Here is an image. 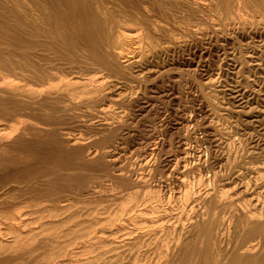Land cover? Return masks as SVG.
Segmentation results:
<instances>
[{"label":"bare ground","instance_id":"1","mask_svg":"<svg viewBox=\"0 0 264 264\" xmlns=\"http://www.w3.org/2000/svg\"><path fill=\"white\" fill-rule=\"evenodd\" d=\"M204 68L264 74V0H0V264H264V157L218 76L176 144L127 143Z\"/></svg>","mask_w":264,"mask_h":264},{"label":"rangeland","instance_id":"2","mask_svg":"<svg viewBox=\"0 0 264 264\" xmlns=\"http://www.w3.org/2000/svg\"><path fill=\"white\" fill-rule=\"evenodd\" d=\"M200 70H202V71H200ZM200 70H198V71H188V73H186L187 71H185V73H184V77H185V80H184V77L182 76V74H183V72L184 71H181V72H179V76L181 75V77H179V82H177L178 81V78H176L175 80H168V79H165L166 80V82L164 81V86L163 85H160L159 87H158V89L157 90H159V93H160V99L161 100H158L157 101V105L155 106V113H154V110L152 111L153 112V115L151 114V113H149V114H151V115H149V116H153V117H149L148 115V118L149 119H151V118H153V121H151L150 122V125H149V119H147V116H146V118H145V120H146V122H145V120L144 119H142V120H144V121H142V120H138L139 121V123H138V121H137V123L136 124H138L137 125V127H138V131L140 132V131H142V133L143 134H141V132L140 133H138L137 134V130H136V132H135V134L133 135V136H130L131 137V140H130V138L128 139L127 138V143H128V146H130L129 147V149H133L134 148V150L136 151L138 148L137 147H139L140 148V146L141 147H143V146H146V141L144 142V139L146 138H148V136H149V133L148 132H150L151 131V129H152V127L154 126V128H155V125H156V122H157V129H159L158 130V132H157V129H156V132H157V136L159 137V139H161V140H163V137H164V142H165V144H166V147H167V141L165 140V139H167V140H171V142L173 141V138L172 137H174L176 134H178L179 133V136L178 135H176V136H178V137H182V135L183 134H185V132L184 131H182L181 130V132H180V128L183 126L182 125V118H184V117H188V118H190V119H195V118H197L198 119V121H199V123L202 121V119H203V117H202V115H204V113H203V111H204V108L202 107L203 105L202 104H200L199 103V99H198V97H199V95H198V92L197 91H195V89H192L191 88V86H192V83L193 82H195V83H197L198 84V82H196V80H198V79H200L203 83H205V81H209V77H210V75H214L212 78H211V80H216L217 82H218V90H219V92L218 93H220L221 92V96H219V98L221 97H225V99H221L220 98V100L221 101H223V105H225L224 107H225V112L227 111V109L229 108V115L230 116H232V118L234 117V113H236L235 115H237L236 116V118H234V119H232L230 116H229V118L230 119H232V120H234V122L233 121H231L232 123H234V125H236L237 126V123H238V126L240 125V126H242V128L244 127V129L243 130H245V131H243L242 129H241V127H240V129L237 131V132H241L240 134H241V136H240V134L238 133V137L240 136V137H242V141L244 142V145L245 146H247V147H245V148H247V151H248V149L249 150H251V151H255V152H253V154L255 153V156L257 155L258 157H253L252 155V157L254 158L253 160H255L256 158H258L259 159V161L261 160V159H263V157H264V74L263 73H261L260 72V70H255V71H258L257 73L255 72V73H253V72H250V73H245V72H242V74H241V72L240 71H238V70H233V71H231V70H229V69H224V70H220V71H218V70H214V71H209V69H200ZM204 70V71H203ZM226 70H227V72H226ZM229 70V71H228ZM200 71V72H199ZM237 71V72H236ZM202 72V73H201ZM214 74H213V73ZM217 72V73H216ZM230 72H236V74L234 73L233 75H232V73H230ZM238 72H240V74L238 73ZM262 74V78H261V74ZM181 73V74H180ZM191 73H193V74H191ZM195 73H198V74H196L195 75ZM199 73H200V75H199ZM205 75H204V74ZM207 73V74H206ZM211 73V74H210ZM219 73L221 74V73H223V77L220 75L219 76ZM241 75V77L240 76H238V75ZM254 74V75H253ZM197 75H198V77H197ZM203 77H202V76ZM209 75V76H208ZM244 77H243V76ZM201 76V77H200ZM208 76V77H207ZM215 76H218L219 78H220V81H219V78H216ZM245 76H246V78H247V76L248 77H250V78H247V80H246V78H245ZM254 76H256L255 78H257L258 80H254V82L255 81H257V82H255L257 85H254L252 82H253V79L252 78H254ZM200 77V78H199ZM206 77V78H205ZM214 77L216 78V79H214ZM222 77V78H221ZM206 79V80H204V79ZM245 80H243V79ZM194 79H196L195 81H193ZM263 81H262V80ZM184 80V81H183ZM187 80H191V82L190 81H188L187 82ZM221 80H223L224 82H225V84L223 83V81L221 82ZM241 80H242V83L241 84H239L240 82H241ZM261 80V81H260ZM168 81H170L169 83H168ZM175 83H174V82ZM182 81V82H181ZM199 81V80H198ZM252 81V82H251ZM177 82V83H176ZM219 82H221L222 84H220ZM245 82V83H244ZM166 83H167V86H165L166 85ZM173 83H174V85H173ZM184 83V84H183ZM187 83V84H186ZM234 83H236L235 85H234ZM244 83V84H243ZM261 83V84H260ZM159 84H161V83H159ZM179 84V85H178ZM181 84H182V86H181ZM200 84V83H199ZM220 84V85H219ZM228 86H227V85ZM239 86H238V85ZM243 84V85H242ZM253 84V85H252ZM260 84V85H259ZM170 85V86H169ZM173 85V86H172ZM190 85V86H189ZM221 85H223V86H221ZM226 85V86H225ZM250 85V86H249ZM169 86V88H167ZM177 86L178 87H180V89L178 88L177 90V92H175L174 90H176V88H177ZM241 86H242V89H241ZM244 86V87H243ZM163 88L164 90H160L161 88ZM173 87V88H172ZM224 87V88H223ZM226 87V88H225ZM240 87V88H239ZM166 88H167V91H166ZM182 88V89H181ZM191 88V89H190ZM222 89V90H225L226 89V93L225 92H223L222 93V90H220V89ZM169 89V90H168ZM171 89V90H170ZM174 89V90H173ZM184 89V90H183ZM231 90V92L229 91V90ZM234 89V91H232ZM241 89V90H240ZM247 90V91H244V90ZM180 90V91H179ZM183 92H182V91ZM192 90H193V92H192ZM244 92H243V91ZM257 90H259L260 91V93L259 92H257ZM161 91H163V92H161ZM249 91V92H248ZM255 91V92H254ZM166 92V93H165ZM168 92H170L169 94H168ZM176 93V95H177V97H179L180 99H177V97H176V95L174 96V94ZM183 94H182V93ZM190 92V93H189ZM194 92H195V94H194ZM228 92V93H227ZM239 92V93H238ZM164 93V94H163ZM173 93V95L171 96V94ZM242 95H241V94ZM245 93V94H244ZM249 93V94H248ZM251 93H254V95L253 94H251ZM256 93H257V95H256ZM165 94H167V95H165ZM192 95V97H191V95ZM223 94H225V95H228V96H224ZM232 96H230V95ZM233 94V95H232ZM179 95H182V96H184V97H182V96H179ZM223 95V96H222ZM245 97H244V96ZM259 95V96H258ZM167 98H166V97ZM169 96H171L172 98H173V100H170V98L171 97H169ZM194 96H196L195 98H193ZM230 96V98H228ZM240 96V97H239ZM233 97H234V99H233ZM237 97V98H236ZM242 97H244V98H249V100L248 99H244V98H242ZM171 98V99H172ZM174 98H175V100H174ZM192 98V99H191ZM163 99H165V101H167V100H170L169 102L167 101V102H165V101H163ZM196 99V102L194 101ZM198 99V100H197ZM228 99H230V104L227 102V101H229ZM235 100V101H234ZM238 100V101H237ZM242 100V101H241ZM162 101V102H161ZM180 101V102H179ZM224 101H226V104L228 103L229 104V106H231V107H229L228 105V107L226 106V104H225V102ZM232 101V102H231ZM234 101V102H233ZM242 103H241V102ZM248 101V102H247ZM164 102V103H163ZM170 102H172V104H171V106L170 105H168V104H170ZM176 102V103H175ZM182 102V103H181ZM193 102H195V104L193 103ZM198 102V103H197ZM244 102V103H243ZM245 102H247L248 104H245ZM158 103H160V104H158ZM163 103V105H162V107H161V104ZM167 103V104H166ZM178 103V104H177ZM179 103L180 104H182V106L181 107H184V108H182V111L185 109L186 110V112H185V110L183 111L184 112V116L182 115L183 114V112L182 111H180L181 110V107H180V105H179ZM238 103L239 104H241V105H238ZM164 104H166V105H168V107L166 106V108H165V110H164ZM175 104V105H174ZM176 104H177V106H176ZM234 104H235V106H234ZM237 104V105H236ZM173 105V106H172ZM179 105V106H178ZM196 105V106H195ZM198 105H202L201 107L200 106H198ZM243 105V106H242ZM195 106V107H194ZM234 108H233V107ZM158 107V108H157ZM172 108V110H171V108ZM180 107V108H179ZM187 107V108H186ZM188 107L191 109V107L193 108L192 110H190V109H188ZM226 107H227V109H226ZM237 107H239V108H237ZM157 108V109H156ZM163 108V109H162ZM168 108V109H167ZM174 108V109H173ZM197 108V109H196ZM230 108H232L231 110H230ZM162 109V110H161ZM176 109V110H175ZM180 109V110H179ZM197 110L196 112H195V110ZM199 109H201L200 111H199ZM237 110V111H234V110ZM158 110V111H157ZM167 110V111H166ZM173 110L175 111L174 112V116H173ZM189 112H188V111ZM194 110V111H193ZM162 111H164V112H162ZM170 111V112H169ZM176 111H177V113H178V111H179V113L178 114H176ZM227 111V112H228ZM233 112L234 111V113H231V112ZM239 111V112H238ZM169 112V114H171V116L169 117V114H167ZM193 112H194V114H193ZM200 112V113H199ZM159 113V114H158ZM161 113V114H160ZM166 113V115H164V114ZM187 113V114H186ZM192 113V114H191ZM203 113V114H202ZM181 114V115H180ZM196 114V115H195ZM200 114V115H199ZM155 115H160V117L159 116H155ZM176 115V116H175ZM190 115V116H189ZM194 117H193V116ZM163 116V117H162ZM164 116H166V117H164ZM167 116L169 117L168 119H169V121H168V119H166L167 118ZM197 116H199V118L200 117H202V119L200 118H198ZM157 117V118H156ZM177 117V118H176ZM163 118V119H162ZM171 118V119H170ZM181 118V119H180ZM157 119V120H156ZM177 119V120H176ZM197 119H195L196 120V122H197ZM229 119V120H230ZM237 119V120H236ZM161 122H160V121ZM163 120V121H162ZM166 120V121H165ZM173 120H175L174 122H173ZM181 120V121H180ZM237 121V123H236V121ZM160 123H159V122ZM166 123H165V122ZM171 121V122H170ZM178 123H177V122ZM163 122V124L164 125H162L161 123ZM167 122H169V123H167ZM230 122V121H229ZM230 122V123H231ZM144 125V123L146 124L147 123V125L149 126V128H150V130H148L149 128H148V126L147 125H144V126H142V124ZM161 124V125H159V124ZM173 123V124H172ZM175 123V124H174ZM199 123L197 124V123H190V125H186L185 127L186 128H188L189 129V127L191 128V129H193V130H191V129H189V130H191V131H189V130H187L186 129V133H188L189 135H191V139H192V141H196V140H199L198 138H202V140L203 139H205V135H204V131L202 130V127L201 126H199ZM154 124V125H153ZM167 124H169V125H167ZM178 124V125H177ZM196 124L199 126V128H198V126H196ZM158 125H159V127H158ZM173 125V126H172ZM233 125V126H234ZM141 126V127H140ZM147 126V127H146ZM152 126V127H151ZM164 126V127H163ZM175 126V127H174ZM189 126V127H188ZM192 126V127H191ZM194 126H196V128H194ZM234 126V129H238L239 127L237 126ZM146 127V128H145ZM168 127V128H167ZM179 127V128H178ZM141 128V129H140ZM143 128H145V129H143ZM148 128V129H147ZM162 128V129H161ZM163 128L168 132V133H166V131L165 130H163ZM173 128V129H172ZM174 128H175V130H174ZM197 128H198V130H197ZM179 129V130H178ZM196 129V130H195ZM247 129V130H246ZM144 130H147V131H144ZM168 130H170V131H168ZM153 131V130H152ZM152 131H151V133H152ZM160 131L162 132V133H164V135L163 134H159L160 133ZM164 131V132H163ZM172 131H174V132H172ZM176 131V132H175ZM178 131V132H177ZM200 131V132H199ZM248 132V133H246V135L244 134L245 132ZM190 132V133H189ZM196 132H197V134H196ZM243 132V133H242ZM145 133H148V134H145ZM174 133V135H172L171 137H170V135L171 134H173ZM180 133H181V135H180ZM191 133H193L194 135H192ZM141 134V135H140ZM159 134V135H158ZM196 134V135H195ZM202 134L204 135V136H202ZM242 134H244V135H242ZM139 135V136H138ZM142 135H145V136H142ZM148 135V136H147ZM162 135V136H161ZM168 135V136H167ZM138 136V137H137ZM140 136H142V139L140 138ZM161 136V137H160ZM202 136V137H201ZM145 137V138H144ZM166 137V138H165ZM170 137V138H169ZM194 137V138H193ZM198 137V138H197ZM245 139H244V138ZM134 138V140L136 141H134V140H132ZM137 138V139H136ZM144 138V139H143ZM139 139V140H138ZM141 139V140H140ZM177 140L176 141H178L179 140V138H176ZM195 139V140H194ZM130 140V142H128ZM174 140H175V137H174ZM202 140H199V141H202ZM245 140V141H244ZM133 141L135 142L134 144H133ZM176 141L174 142H172V144H176ZM140 142H143V143H145V145L143 144V145H139V143ZM129 143H132V144H129ZM136 143H137V145H139V146H136ZM141 144V143H140ZM133 145V146H132ZM252 148V149H251ZM167 149V148H166ZM133 150V153L135 152ZM129 151H131V150H129ZM132 152V151H131ZM166 152V153H165ZM164 153L165 154H167V151L165 150L164 151ZM135 154V153H134ZM220 154V153H219ZM263 156V157H262ZM262 157V158H261ZM135 158V156L133 155L132 156V158L131 159H133V160H135L134 159ZM261 158V159H260ZM133 160H131V162L133 161ZM159 167V168H158ZM157 168V170H158V172L159 171H161V172H159V173H162V172H165V170L163 171V169L160 167V166H158ZM160 169V170H159ZM157 170H156V168H155V172H157ZM164 174H167V171L164 173ZM166 177H167V175H165Z\"/></svg>","mask_w":264,"mask_h":264}]
</instances>
